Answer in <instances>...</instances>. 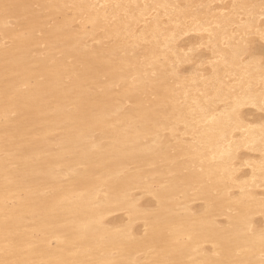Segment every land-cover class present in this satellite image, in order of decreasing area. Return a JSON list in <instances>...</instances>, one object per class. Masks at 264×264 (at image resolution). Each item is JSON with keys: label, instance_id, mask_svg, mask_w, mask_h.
I'll list each match as a JSON object with an SVG mask.
<instances>
[{"label": "bare ground", "instance_id": "6f19581e", "mask_svg": "<svg viewBox=\"0 0 264 264\" xmlns=\"http://www.w3.org/2000/svg\"><path fill=\"white\" fill-rule=\"evenodd\" d=\"M0 264H264V0H0Z\"/></svg>", "mask_w": 264, "mask_h": 264}, {"label": "rangeland", "instance_id": "374dc122", "mask_svg": "<svg viewBox=\"0 0 264 264\" xmlns=\"http://www.w3.org/2000/svg\"><path fill=\"white\" fill-rule=\"evenodd\" d=\"M122 125H119V126L118 125H114L113 128H120V129H124L126 131H129L131 129L130 126H127L128 124L127 125L126 124H122ZM132 130H130V132H132ZM162 169H164V168L162 167ZM101 171H102V169H101ZM108 172H109V170H108ZM106 174H107V172H104L103 174L101 173V175H106ZM101 177H103V176H101ZM148 177H150V176H148ZM166 178H167V180H166ZM166 178L163 180V182L164 183H171V178L170 177H166ZM179 223H180V220H177V219H174V218L172 219V218H168V217H163L162 219L157 220V222H156V224L158 225V227L164 229L167 232H173L172 230L175 228V226L179 227L178 226ZM177 227H176V229H177ZM176 234H178V233H176ZM170 239H172V235H170V236L167 235V237L165 236V240H166L165 242H166V246H167L166 248H167V250H170L171 251V246L170 245H171V243L173 244V241H170ZM174 241H175V239H174ZM103 250H105V249H103ZM126 250L127 251H132L131 246H126ZM244 253L245 252L243 250L241 251V249L239 251V254L237 253L240 260H241V257L244 256Z\"/></svg>", "mask_w": 264, "mask_h": 264}]
</instances>
